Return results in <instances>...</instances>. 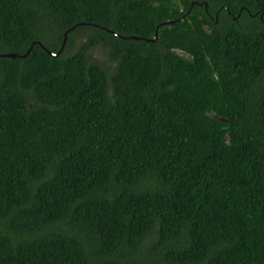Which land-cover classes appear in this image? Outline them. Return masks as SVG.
<instances>
[{
    "label": "trees",
    "instance_id": "trees-1",
    "mask_svg": "<svg viewBox=\"0 0 264 264\" xmlns=\"http://www.w3.org/2000/svg\"><path fill=\"white\" fill-rule=\"evenodd\" d=\"M0 264H264V0H0Z\"/></svg>",
    "mask_w": 264,
    "mask_h": 264
},
{
    "label": "rangeland",
    "instance_id": "rangeland-1",
    "mask_svg": "<svg viewBox=\"0 0 264 264\" xmlns=\"http://www.w3.org/2000/svg\"><path fill=\"white\" fill-rule=\"evenodd\" d=\"M86 43V38H82L76 41L75 47H72L68 52L74 53L77 50H79L83 45ZM90 61L92 62H98L101 64H108L107 57H106V51L101 49L100 47H97L96 49H93L89 53Z\"/></svg>",
    "mask_w": 264,
    "mask_h": 264
},
{
    "label": "water",
    "instance_id": "water-1",
    "mask_svg": "<svg viewBox=\"0 0 264 264\" xmlns=\"http://www.w3.org/2000/svg\"><path fill=\"white\" fill-rule=\"evenodd\" d=\"M172 24H173V22H168V25H172ZM164 25H165V24H162L161 26H164ZM158 29H159V28H157V31H156V37H155V39L153 40V42H155V41L157 40ZM65 41H66V39H65ZM64 45H65V42H64ZM64 45H63V47H64ZM62 49H63V48H62ZM58 55H59V54H56V55H54V57L56 58V57H58ZM25 56H27V55H25ZM25 56H24V57H25ZM8 57L15 59V58H17V55H8ZM216 118H217V117H216ZM220 121L225 122V120H223V119H220Z\"/></svg>",
    "mask_w": 264,
    "mask_h": 264
}]
</instances>
